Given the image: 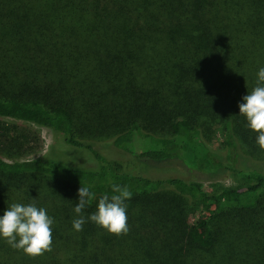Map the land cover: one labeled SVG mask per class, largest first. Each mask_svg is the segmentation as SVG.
Masks as SVG:
<instances>
[{"label":"trees","instance_id":"obj_1","mask_svg":"<svg viewBox=\"0 0 264 264\" xmlns=\"http://www.w3.org/2000/svg\"><path fill=\"white\" fill-rule=\"evenodd\" d=\"M0 4V118L50 127L97 163L0 155V200L16 186L22 203L51 204L54 226L88 251L89 264H264V149L238 108L264 66V0ZM138 67L149 69L147 79L133 74ZM212 124L221 127L222 155L207 136ZM106 142L156 163L229 169L247 182L209 192L198 181L133 175L101 151ZM41 179L50 183L43 193ZM81 185L95 195L76 231ZM114 186L131 193L120 234L87 220ZM196 207L202 214L191 220ZM0 264L40 262L0 239Z\"/></svg>","mask_w":264,"mask_h":264},{"label":"rangeland","instance_id":"obj_2","mask_svg":"<svg viewBox=\"0 0 264 264\" xmlns=\"http://www.w3.org/2000/svg\"><path fill=\"white\" fill-rule=\"evenodd\" d=\"M0 6L2 5L0 4ZM4 8L8 9L7 7ZM1 12L5 11L0 8V13ZM79 60H82V58H79ZM90 60L91 62H95L93 56ZM106 69L116 74L120 72L119 68ZM148 70L149 69L147 68H134L133 74L137 78H140L146 76ZM147 78L148 75L145 79ZM143 83V81L135 82V84L139 86ZM207 136L210 138L209 141L213 148L222 155L224 146L220 125L212 124L208 130ZM99 148L110 158L119 162V164H121L126 171L131 172L133 175L146 177H169L183 179L186 181H198L209 192L226 186L244 185L247 182L246 179L240 177L229 169L221 168L217 172H209L194 168L193 166L188 167L177 161L156 163L151 159L138 158L129 152H125L120 148L110 145L108 142L103 145L101 144ZM137 149L139 150V147ZM39 154L54 155L72 164L80 166L95 167L97 165L93 153L88 148L72 146L66 143L62 134L50 127L14 118H0L1 156L7 159H14L27 158ZM4 180L6 183L8 182L5 178ZM41 180L43 183L34 182L35 184L38 183V185L35 186V190L41 191L42 189H38V187L43 188L45 184H50L45 179ZM9 184H16L15 180H11ZM14 187V190L2 193L3 199L0 200V213H2L3 209L12 203H22L24 200L22 197H24L25 192L19 187ZM50 206L51 204H49L47 209V213L49 215H51L52 211H54ZM52 206L54 207L53 204ZM201 214V208L196 207L194 209H190L187 217H191V220H194V218L199 217ZM51 235L52 242L50 249L42 252L41 254L32 255L35 260L40 262V264H89L88 251L84 250L82 246H78L76 243L66 238L59 231L58 227L54 226V223L52 225ZM17 254L19 255L20 252Z\"/></svg>","mask_w":264,"mask_h":264},{"label":"clouds","instance_id":"obj_3","mask_svg":"<svg viewBox=\"0 0 264 264\" xmlns=\"http://www.w3.org/2000/svg\"><path fill=\"white\" fill-rule=\"evenodd\" d=\"M239 113L245 117L246 126L253 130L255 143L264 149V66L256 72V84L238 101ZM115 194H103L96 202V210L89 213L87 220L110 233L128 231L126 200L131 193L126 188L114 186ZM94 193L89 186L77 189V199L73 206L76 216L72 219L74 230H81L86 222L80 215L82 209ZM53 217L47 209L35 203H12L0 213V239L10 247L22 250L29 255H38L49 250L52 242Z\"/></svg>","mask_w":264,"mask_h":264}]
</instances>
